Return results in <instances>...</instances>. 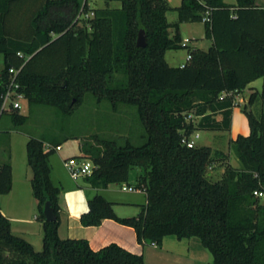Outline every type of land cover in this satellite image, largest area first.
<instances>
[{"label": "trees", "instance_id": "obj_1", "mask_svg": "<svg viewBox=\"0 0 264 264\" xmlns=\"http://www.w3.org/2000/svg\"><path fill=\"white\" fill-rule=\"evenodd\" d=\"M89 1L0 0V112L10 69L20 67L21 91L30 102L70 114L90 92L109 100L113 110L136 106L142 144L98 139L81 143L80 157L93 162L84 180L97 189L128 182L131 168L139 167L137 187L147 202L137 215L119 217L113 203L96 193L88 197L81 224L114 219L133 227L140 244L158 247L166 236L198 237L212 255L209 264H264V200L254 194H264V112L248 109L264 93L253 92L242 107L250 133L229 141L241 168L223 150L185 143L201 130L230 131L235 95L264 78V6L256 0H182L177 7L168 0H104L105 7L91 8ZM113 1L121 6L111 8ZM170 11L177 12L175 22L167 19ZM186 22L204 23L208 49L181 45ZM141 29L145 47L136 44ZM181 48H188L189 60L170 66L166 52ZM7 112L14 125L27 120L18 109ZM49 145L35 137L26 143L43 248L36 251L16 236L0 212V264H145L143 255L116 243L93 250L86 239L59 236L61 188L51 178L56 146ZM218 165L223 176L212 181L208 174ZM11 189L7 161L0 163V194ZM47 201L54 221L45 218Z\"/></svg>", "mask_w": 264, "mask_h": 264}, {"label": "crops", "instance_id": "obj_2", "mask_svg": "<svg viewBox=\"0 0 264 264\" xmlns=\"http://www.w3.org/2000/svg\"><path fill=\"white\" fill-rule=\"evenodd\" d=\"M94 1L95 0L89 1L90 7ZM227 1L230 3L234 2V0ZM114 2L115 1L110 3L111 8H119L121 6V4H115ZM168 2L172 7H177L181 4L182 0H168ZM103 4V7H105V1ZM256 5L263 7L264 3H260L256 0ZM185 24H195V22H186ZM170 33H174L173 29H170ZM195 39L194 44L191 45L190 39L188 43L189 48L206 50L212 43L210 39L205 37V34L203 37ZM204 40L207 41L204 42ZM201 43H204V47L197 45ZM168 51L166 52L165 57L167 56ZM182 64L183 63L181 62L179 66ZM260 86H263L262 92L264 93V78H258L250 82L246 88L235 95L231 129L227 132V135L224 134L226 131H211L212 134H214V139L217 140L216 137H219L218 134H221L222 138L224 137L226 140L227 147H229V141L231 139H235L239 134L248 135L250 133L248 118L244 117L242 114V107L247 104L248 99L253 92H259L258 87ZM255 104L257 103L248 106V109L253 111ZM218 118H220V116H218ZM73 141L75 144L70 147V149L66 148L61 142L58 144L60 149L57 150L54 148V153L50 156L52 181L55 185L61 188L60 225L58 233L62 239H86L93 250H99L111 243H116L132 253L143 255L145 264H197L195 261L192 263L193 256L187 260L188 258H186L183 251L179 250V246L174 247L173 250L168 249L166 246V240H169L170 242L172 240L166 239L168 236L164 238L162 246L158 247L153 244H140L133 227L121 224L114 219H105L97 226H83L80 222V216L82 213L88 211V197L93 196L96 193L101 194L108 201L113 203L115 213L119 217L137 215L140 211V207L146 204L147 196L144 191L129 190V187L138 188L137 182L138 176L142 172L141 170L138 171L135 176V183H129L128 180L126 189H124L125 183L120 184L122 189L115 188L112 184H109L106 188L97 189L86 183L84 177L77 180L71 178L64 166V160L69 157H79L82 155L80 150L81 143L77 139H73ZM46 144H50L53 147L56 146V143H50L48 141H46ZM214 149H220L226 152L223 148L218 147ZM226 153L229 155L228 161L232 166L237 168L242 167V165L232 164V154L229 153L228 150ZM9 162L12 166V189L7 194H0V212L10 220L11 230L16 236L26 239L33 245L36 251H40L38 249H40V247L43 248L44 232L42 222L38 220V205L32 192L31 181L33 178V171L28 164L27 150L25 159H20L15 162L13 155H11ZM121 190H123V192L128 191L130 196H121ZM126 207L134 209L135 212H129L130 210H127ZM175 244L178 245V243Z\"/></svg>", "mask_w": 264, "mask_h": 264}, {"label": "rangeland", "instance_id": "obj_3", "mask_svg": "<svg viewBox=\"0 0 264 264\" xmlns=\"http://www.w3.org/2000/svg\"><path fill=\"white\" fill-rule=\"evenodd\" d=\"M80 1L83 2V0ZM258 1L264 3V0ZM103 3V0H95L91 8H101L104 5ZM114 3L120 4L117 1ZM19 14V16L23 15ZM177 17L176 11L167 13L169 22H175ZM181 26L182 40L185 38L191 39L190 45L194 44L195 38L203 37L205 34V27L201 22H195V24L182 23ZM197 45L204 47V43ZM187 56V48H181L168 51L166 59L170 66L179 67L181 62H186ZM28 59L29 56H26L25 61ZM2 60L3 57L0 54V69L3 67ZM119 76L121 77V75ZM258 90L261 93L263 86L258 87ZM21 104L22 107L19 111L27 117L22 125H14L10 113L7 111L0 117V163L9 161L11 155H13L15 162L25 159L26 143L30 137L39 138L50 143L62 142L68 149L75 144L73 139H77L80 143L92 144L97 143L98 139H114L119 144H124L129 140L134 145H140L145 140L143 137L145 129L139 119L136 106L121 104L113 110L109 100L98 101L90 92L84 94L82 103L75 106L70 114L63 113L56 106L30 102L26 98L22 99ZM253 112L256 115L264 112V99L255 104ZM242 114L247 117L243 111ZM198 133L200 136L195 138L196 146L206 145L212 148H223L226 152L228 150L232 154V164L241 165L235 152L230 146L227 147L226 140L224 137L222 138L221 134H218L219 137H216V140L211 131L201 130ZM224 134L227 135V131ZM140 170L139 167L131 168L129 183L136 182L135 176ZM223 170V166L218 165L212 169L213 172H209L208 176L212 181H217L222 178ZM127 184L128 182L124 184V189H126ZM112 185L115 188L122 189L120 184L113 183ZM123 190H121L120 195L129 197L130 193L128 191L123 192ZM262 199L264 200V197ZM126 209L130 210L129 212H135L132 208L126 207ZM139 210H141V207ZM168 237L166 239L172 240L171 242L166 240L167 248L173 250L174 247L179 246V250L183 251L186 258H188L187 260L193 256L192 263L194 261L197 264H209L211 262V253L202 245L198 237L183 238L181 240L175 236ZM175 243H178V245ZM38 250H42V247Z\"/></svg>", "mask_w": 264, "mask_h": 264}, {"label": "built area", "instance_id": "obj_4", "mask_svg": "<svg viewBox=\"0 0 264 264\" xmlns=\"http://www.w3.org/2000/svg\"><path fill=\"white\" fill-rule=\"evenodd\" d=\"M87 16L88 17L93 16V13L91 12ZM204 20H209V19L205 17ZM189 41H190L189 39H185L184 41H182L181 45L184 47H187ZM18 55L20 57H24L23 54L20 52L18 53ZM189 58H190V55L187 56L186 61L189 60ZM185 63H183L181 66L183 67ZM20 70H21V67L10 69V75L7 78L6 84H5L6 91L2 95L3 103H2L0 114L8 110H12V109L20 110L22 107L21 101L22 99H25V95L21 91V84L19 82ZM199 136L200 135L198 132L193 133L189 139L185 140L186 145L188 147H195L196 146L195 138H199ZM48 147H50V145ZM55 149L59 150L60 146H56ZM64 166L66 170L68 171L69 175L71 176V178L75 180L91 175L95 167L93 162L90 159L80 157V156L79 157L73 156V157H69L65 159ZM129 190L144 191L142 188H133V187H129ZM254 194L259 197H264V194L262 192L255 191Z\"/></svg>", "mask_w": 264, "mask_h": 264}, {"label": "water", "instance_id": "obj_5", "mask_svg": "<svg viewBox=\"0 0 264 264\" xmlns=\"http://www.w3.org/2000/svg\"><path fill=\"white\" fill-rule=\"evenodd\" d=\"M136 44L138 47H145L147 44L146 33L143 29H141L138 33ZM43 212H44L46 220H48V221L56 220V215L54 213V209H53L50 201L46 202Z\"/></svg>", "mask_w": 264, "mask_h": 264}]
</instances>
